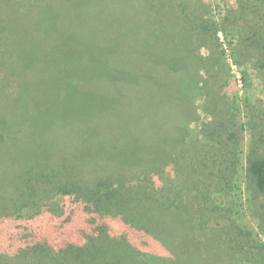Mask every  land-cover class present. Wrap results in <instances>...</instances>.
I'll use <instances>...</instances> for the list:
<instances>
[{
    "label": "trees",
    "instance_id": "1",
    "mask_svg": "<svg viewBox=\"0 0 264 264\" xmlns=\"http://www.w3.org/2000/svg\"><path fill=\"white\" fill-rule=\"evenodd\" d=\"M0 1L12 10L7 19L0 12V224L8 220L0 226V252L21 254L18 264L27 259L31 264H100L108 256L109 264H119L115 254L125 252L142 256L144 264H215V255L197 256V238H207L203 217L212 204L201 191L196 204L189 205L178 188L172 192L169 185L177 177L172 161L197 119L195 88L212 85L220 72L228 75V54L219 35L229 48L235 40L260 42L264 18H251L248 0H239L224 22L210 17L207 0ZM20 3L28 14L39 15L36 22L24 23L29 37H20L14 18H26ZM243 17L247 33L235 28ZM57 23L65 27L56 46L59 69L67 75L61 84H71L80 95L71 97L69 90L57 101L56 113L38 126L36 113L20 112L31 80L20 69L19 49L28 42L40 44L37 35L60 30ZM48 41L46 36L43 42ZM236 51L230 55L241 67ZM165 60H179L184 67L175 69ZM88 72L92 78L83 88ZM223 78L216 80L219 87ZM13 83L18 93L8 96ZM262 95L264 112V82ZM93 98L105 104L93 109L98 114L95 136L85 152L72 126L82 121L78 114ZM220 128L226 135L222 140L215 131L205 132L218 138L206 155L226 160L225 166H215L220 171L217 185L237 184L244 172L255 203L264 198V141L261 147L253 132L248 150L239 157L246 122ZM38 143L44 147L37 148ZM258 217L264 234V211ZM236 223L234 218L218 231L224 264H264V244ZM237 247L245 256L231 255ZM180 255L185 260L178 263ZM147 257L167 261L149 262Z\"/></svg>",
    "mask_w": 264,
    "mask_h": 264
},
{
    "label": "rangeland",
    "instance_id": "2",
    "mask_svg": "<svg viewBox=\"0 0 264 264\" xmlns=\"http://www.w3.org/2000/svg\"><path fill=\"white\" fill-rule=\"evenodd\" d=\"M238 1L239 0H207L206 3H209L211 6L210 17L215 18L219 22H224L231 10H236L238 8ZM247 4V9H249L248 13L251 18H264V0H248ZM21 7H23V11H21L20 14L26 13V18L17 16H14V18L19 22V26L22 29L20 37H23V35L25 37H29V31L25 28L24 23L28 24V22L32 19L33 22H36L39 15L34 12H30L28 14L26 9H24L25 7ZM42 11L43 10H41L40 13H42ZM0 12L6 13L5 19H7L8 13H12V10L3 7L2 2L0 1ZM235 17H238V13L234 15V17L231 16V20ZM245 19L246 18L243 17L242 20L238 21L235 28H241L242 31L247 33L248 26L245 25ZM57 25L60 30L52 28L48 32H41L37 35L36 40H38L40 44L34 45L33 42H28L23 45L21 49H19L20 69L27 72L28 82L31 80L26 89V103L20 112L21 116H27L29 111L36 113L34 119H36L38 126L41 123H44L46 119H49V114L56 113L57 101H59L60 98L63 99V96L69 92V90L71 92V97L80 95L79 92L72 89L71 84L70 87L68 85L61 84V82L65 80L63 78L65 73L61 74L59 69V54L56 46L58 41L64 38V30L61 29H65V27L63 23H57ZM46 36H48L50 40L48 43L43 42ZM219 36L220 40L224 42V47L226 48V52L228 54L227 61L225 60V64L228 68V75L224 76V74L220 72L219 76L217 74L216 79L212 81V85L205 83V86L202 81L204 88H198L200 86L195 88V108L197 119L194 123L188 126V132L186 134L187 137L185 136L184 142L181 143L182 146L180 151H176L177 154L174 156L176 160L172 161V163L173 166L175 165L174 168L177 177L175 176L171 180L169 188L172 189L173 193L175 192V189L178 188L182 193V198L187 201L186 205H189L192 201L196 204L195 198L197 197L199 191L207 197L206 201H209L212 204L210 207L212 211L209 213L206 212L205 214L207 217H203L208 224V231L205 235L207 238H197L199 248L197 256H200V258H206L207 255L212 257L215 255V264H224L225 250L224 248H222L221 251L218 250V244H220L219 239L217 238L218 231L225 226L231 225L234 218L237 220V226L251 234L257 243L264 244V234L260 229H258V224L261 223L258 215L264 211V198L259 197L260 199H256L255 203L252 202L253 197L250 195V192L247 190L243 182L244 172L240 173L237 184L227 186V184L221 183L217 185L220 180V171L215 166H219V164H223V166H225L226 160L225 163H221L224 160L222 156L209 155V157L206 155L208 148L217 147L216 145H218V143L215 144L213 141L218 140V138H216V136H206L205 132L215 131L218 134H221L219 140L225 139L226 135L220 127H222L225 131L229 130L234 126L235 121L240 120L242 123L246 122L248 130L240 135L239 143H241L240 149H242L243 154H240L239 157H244V153L248 150V146L250 142H252L250 141V136L253 132L256 133L259 138H262L260 141L258 138L257 143L263 147L264 112L262 90L264 82V40L257 43L246 42L239 44L235 40L229 48L226 44L225 37L222 34ZM244 36L245 35H243V37ZM6 44H8V42ZM13 46L14 42L10 45V47ZM235 47L238 48V51L234 53L238 54L239 52L240 54L239 57L235 56L236 62L241 63V67H238V65L234 63V59L230 55ZM165 61L175 69L184 67L183 62L179 60ZM254 61H256V63H254ZM219 71L220 67L217 66L216 72ZM90 78L92 77L88 72V76L85 77L82 84L83 88H85L86 80ZM220 78H223L220 80V82L223 80L221 82L222 87H219V81H216ZM224 81L225 86L223 87ZM87 83H89V81H87ZM14 93H18V90L16 84L13 83L8 88L6 94L8 96H12L11 94ZM86 102L87 103H85L84 106L86 108L89 107V109L82 108V111L78 114V117H81L82 121L79 124L72 126V129L76 132L75 138H78V142L81 140V144H83L81 147L85 152L93 146L94 140L92 139L95 136L93 134V129L96 124L95 118H97L96 116L98 114L93 113V109L105 104V102L102 101H95L94 98L91 101ZM93 105L97 106L92 108ZM231 106L235 108L236 112L230 109ZM81 129H83L82 132ZM52 137L55 138L56 135L54 134ZM41 145L44 147L43 143H38V146L36 147L40 149ZM95 146H98V144L96 143ZM211 154H215V151ZM227 161L229 165L230 160L227 159ZM181 181H191L195 186L191 183H189V185L180 184ZM55 200L56 199H52L51 202H54ZM185 201L183 203H185ZM58 202L60 201L56 200V203ZM202 202L203 198L199 200V204L202 205ZM176 204L179 203L176 202ZM2 207H0L1 210ZM214 209L217 211L213 212ZM2 212L4 213V211ZM7 221L8 220H6L3 224H0V226H4ZM251 236L250 239L252 238ZM246 237L247 235L243 236L240 241L245 242ZM206 244H209L207 248ZM237 253H241L242 255L245 254L237 247L236 250L231 252V255L238 258ZM115 255L117 256L115 261L119 264L145 263L142 260V256L138 257L133 254V252H125L123 256H121V254ZM21 256V254L14 255L9 252H0V259L4 262V264H18L20 263L19 257L22 258ZM108 257L106 258L107 260ZM150 257L146 258L149 262L167 261L160 258L156 259ZM180 257L182 258H180V261H177L178 263L185 260L183 256L180 255ZM107 260L100 261V264H109L110 261L108 260V262ZM24 262L25 264H31L33 260L27 259L24 260Z\"/></svg>",
    "mask_w": 264,
    "mask_h": 264
}]
</instances>
